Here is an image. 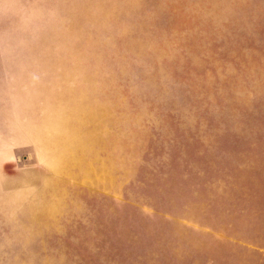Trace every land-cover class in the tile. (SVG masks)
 Here are the masks:
<instances>
[{
  "label": "rangeland",
  "instance_id": "1",
  "mask_svg": "<svg viewBox=\"0 0 264 264\" xmlns=\"http://www.w3.org/2000/svg\"><path fill=\"white\" fill-rule=\"evenodd\" d=\"M0 264H264V0H0Z\"/></svg>",
  "mask_w": 264,
  "mask_h": 264
}]
</instances>
